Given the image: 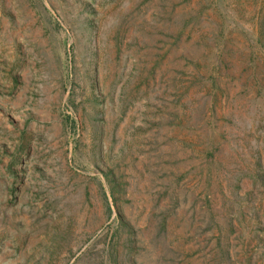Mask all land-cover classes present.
<instances>
[{
  "label": "rangeland",
  "instance_id": "rangeland-1",
  "mask_svg": "<svg viewBox=\"0 0 264 264\" xmlns=\"http://www.w3.org/2000/svg\"><path fill=\"white\" fill-rule=\"evenodd\" d=\"M0 264H264V0H0Z\"/></svg>",
  "mask_w": 264,
  "mask_h": 264
}]
</instances>
